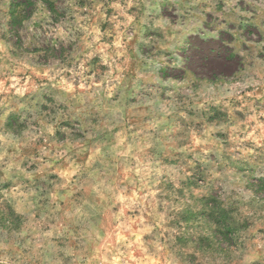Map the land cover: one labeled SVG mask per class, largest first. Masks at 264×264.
<instances>
[{
	"label": "rangeland",
	"instance_id": "374dc122",
	"mask_svg": "<svg viewBox=\"0 0 264 264\" xmlns=\"http://www.w3.org/2000/svg\"><path fill=\"white\" fill-rule=\"evenodd\" d=\"M0 264H264V0H0Z\"/></svg>",
	"mask_w": 264,
	"mask_h": 264
},
{
	"label": "trees",
	"instance_id": "16d2710c",
	"mask_svg": "<svg viewBox=\"0 0 264 264\" xmlns=\"http://www.w3.org/2000/svg\"><path fill=\"white\" fill-rule=\"evenodd\" d=\"M217 208V207H216ZM214 211H215V207L209 205L205 208V212L208 216H213L214 214Z\"/></svg>",
	"mask_w": 264,
	"mask_h": 264
}]
</instances>
